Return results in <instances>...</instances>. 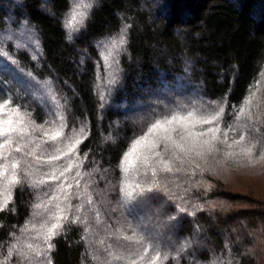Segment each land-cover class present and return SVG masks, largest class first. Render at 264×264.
Listing matches in <instances>:
<instances>
[{
    "label": "trees",
    "instance_id": "trees-1",
    "mask_svg": "<svg viewBox=\"0 0 264 264\" xmlns=\"http://www.w3.org/2000/svg\"><path fill=\"white\" fill-rule=\"evenodd\" d=\"M77 6L87 13L82 25L72 21ZM25 26L35 31L38 50L32 56L31 49L0 43L10 58L0 55V89L31 111L36 126L49 130L48 136L30 132L41 141L31 155L32 178L45 180L53 170L41 168L37 157L58 154L55 148L67 153L68 144L83 141L54 162L57 175L70 161L78 165L65 176L73 185L71 204L83 207L69 209L81 220L55 238L51 264H107L104 249L117 243L124 247L114 248V255H136L112 264H264V186L251 190L240 181L248 170L223 167L241 163L229 150L233 132L261 156L255 174L264 178V0H0V30ZM21 72L51 83L54 115L19 86ZM257 80L260 100L243 113ZM189 111L190 124H181L193 137L186 147H195L173 163L172 173L160 171L163 163L157 167L149 137L129 157L136 167L122 176L120 157L135 138L161 116ZM212 115L218 117L214 124H200ZM208 128L219 132L197 136ZM57 131L61 138L51 141ZM44 147L48 151L41 152ZM122 180L129 191L145 190L143 195L125 200ZM154 185L159 187L147 191ZM45 191L17 188L0 213V264H42L26 261L28 250L14 256L11 250L23 246L20 232L32 215L42 212L38 217L46 220L49 213L33 207L48 203ZM4 194L0 204L9 196ZM140 235L144 240L137 243ZM38 241L26 243L40 250Z\"/></svg>",
    "mask_w": 264,
    "mask_h": 264
},
{
    "label": "snow or ice",
    "instance_id": "snow-or-ice-1",
    "mask_svg": "<svg viewBox=\"0 0 264 264\" xmlns=\"http://www.w3.org/2000/svg\"><path fill=\"white\" fill-rule=\"evenodd\" d=\"M79 17V19H77ZM87 17V13L79 9L77 6L76 9H73L72 21H75L77 24L82 25L84 20ZM124 37L121 36L119 44H124ZM115 46V43H114ZM3 54V49L0 48V55ZM196 111H201L197 109ZM215 112V109H212ZM221 115L223 114V109H220ZM193 112L189 111L186 116L181 115L179 112L174 114H168L161 116L160 118L154 120L147 130L139 137L135 138L128 149H126L119 160V167L121 170L122 176H126L131 168H135L136 165L129 159L131 154L136 151L138 145L146 142L151 137V142L148 145L149 153L152 155L154 162L157 167H160L161 163L163 166L160 167V171L164 173L173 172V163L181 161L182 156H186L189 152H192L195 145L192 147H186L193 140V137L187 127H184L181 124V121L187 120L188 117L193 116ZM27 116V120H26ZM218 117L212 115L211 119L203 118L200 121V124H214ZM28 121L35 122L32 119V113L26 106L18 102L17 98L14 95L5 92L0 89V180L4 181L3 190L9 192V196L6 200L0 204V213H3L8 210L10 203L14 201V191L17 188H23L27 185L33 188V190H43L47 188V191L44 192V195L48 197V203H36L33 205L35 209H44L50 215L48 219L40 225L41 228L46 229V232L43 234L44 246L41 250L37 251L31 243L27 244L28 253L24 256L26 261H31L35 258L37 261L42 262V264H51L50 253L55 247L53 241L56 237L60 236L64 228L69 224H78L81 220L79 216H71L69 209H75L79 212L83 205H72L69 199L71 195L70 189L73 187L72 184L67 183V177L65 173L70 172L74 167L78 165L74 161H70L68 166L59 172V175L56 174L58 167L54 165L55 161H60L65 155H69L74 151H78V145L83 141L76 140L72 144L67 153L61 151L59 148H55V152L58 154H50L46 159H41L37 157L39 166L42 168L44 166H52L53 170L51 175L46 173L48 177L45 180H35L32 178V172L27 169L33 168V165L30 161L27 160L29 155H34V152L25 151L30 144L33 143L34 137L30 134V129L28 127ZM47 123V121H45ZM231 130V129H230ZM219 132V128H208L200 131L197 136L205 137L210 133ZM45 136H48L45 133ZM62 133L60 131L55 132L49 137L51 141H57L61 138ZM66 138V137H65ZM245 137L242 135L240 141H243ZM215 140V136H213ZM44 144L48 145V140L44 141ZM204 145L211 146L212 141L204 140ZM39 148L40 146L37 145ZM48 151L47 147L41 148V152ZM172 154L171 161H165L163 159L164 154ZM179 153V154H177ZM178 170V169H177ZM152 175L156 176V168L152 169ZM75 176H81V173L77 171ZM75 176L73 179H75ZM64 177V180L60 183H53L54 181H60V178ZM31 181V182H30ZM80 185V180H76V186ZM139 188V184L136 185ZM158 185H154L153 188L147 189V191H154L158 188ZM129 185L122 180L120 187V192L125 198V200H135L138 196L143 195L145 190L140 192L129 191ZM55 191V196H48L49 192ZM79 198V194H77ZM55 200L54 207L57 209L55 213H52V201ZM92 200H88V204H92ZM14 210V209H13ZM183 211V209H180ZM44 213L37 212L35 215L43 216ZM54 221V222H52ZM35 228V225H33ZM134 236L136 235L135 229H133ZM126 240H132L133 237L125 236L122 237ZM83 239V237H82ZM117 241L121 237H116ZM144 240L142 235L137 237L136 242L140 243ZM103 244L104 241H101ZM124 247L123 245L117 243L115 245L109 244L104 251L108 254L110 259H108L107 264H112L113 260L120 259H132V256L136 253H132L128 257L114 255L113 249H119ZM19 251L16 245H13V252L11 255H15ZM132 264H137L136 260H132Z\"/></svg>",
    "mask_w": 264,
    "mask_h": 264
},
{
    "label": "rangeland",
    "instance_id": "rangeland-1",
    "mask_svg": "<svg viewBox=\"0 0 264 264\" xmlns=\"http://www.w3.org/2000/svg\"><path fill=\"white\" fill-rule=\"evenodd\" d=\"M75 1V0H73ZM34 34L35 31L30 28V27H20L18 28V30L16 31H12L11 28H6L5 30H0V43L5 42H11L14 43L18 46H21L23 48H28L30 50V53L32 56L35 55V52L38 50L37 48V42L36 39L34 38ZM0 48L3 49V54L2 56H4L7 59H10L8 54L6 53V51L4 50V46L0 45ZM20 74H24L20 77L19 80V86L23 89V91H25L26 93H28L30 96H32V99L36 100L39 105H45L48 108H50V113L52 115H54L53 113V103L55 102L53 99V88L51 87V83L49 81L46 82H40L39 80H34L33 77L31 76V74L29 75L28 73H20ZM30 76V77H29ZM259 79V78H258ZM262 79V83H263V77H261ZM260 80L256 81L254 87L251 89L250 94L248 95L247 99L248 101H246V106L243 108V113L249 112L253 106H255V104L260 100L261 97V92H260ZM49 110V109H47ZM26 120H27V116H26ZM181 123H189L186 120L181 121ZM235 126V125H234ZM28 127L30 129V132L33 133H41L42 136L45 135V133H48L49 130L46 129V131H42V128H39L38 126L35 125V122L33 123L32 121H28ZM237 127V125L235 126ZM235 129V128H234ZM242 125L241 128L238 130H241L242 132ZM40 130V131H39ZM228 140H230L229 143V150L231 153H233L236 157L241 158V163L238 164H230L228 166L227 165H223L224 168H230L231 170H233L232 172H236V169H242L244 168L245 170H248V174H246L245 177L241 178V182L243 183V186L245 184H248L247 188L254 190V189H262L264 186V178H261V175H256L255 174V169H257L255 166H257L258 162L260 161L261 156H253L252 152H253V145L249 144V143H244L242 141H240V137L237 135H234V133H230V135H227ZM39 138L35 137V139L33 140V143L29 145V147L27 149H25V151L28 152H34L37 145H41V141H38ZM73 140L75 141L76 138L73 137ZM64 148L66 149V144H63ZM71 145L68 144V147L66 149V151H68V148ZM198 147V146H197ZM188 156V155H187ZM168 160L166 161H170L172 154L169 153V155L167 156ZM33 157H31V155H29L27 157V160L30 162L35 163V161L32 159ZM223 168V169H224ZM222 169V170H223ZM29 170V169H27ZM260 174V173H258ZM226 175V174H225ZM233 178V175H232ZM231 178V180H232ZM230 181V180H229ZM228 183V182H227ZM3 184L4 181L0 180V194L5 195L4 194V190H3ZM75 190L78 191V189H76V186H74ZM164 206V204L162 205ZM49 214H47L46 216V220L48 219ZM44 223V220H41L38 215L34 214L31 216L30 221L28 222V224L25 226L26 230L21 231V237L24 238L23 240V246H19V250H27V243L26 240L27 239H35V242L38 241V245L37 248L41 250V248L43 247V234L45 232L46 229L41 228L40 225ZM33 225H35V228H33ZM42 236V237H39ZM13 251V250H11ZM39 251V250H37ZM25 254V253H24ZM110 259V258H109ZM106 260L108 261V258L106 256ZM149 263H152L149 260Z\"/></svg>",
    "mask_w": 264,
    "mask_h": 264
}]
</instances>
